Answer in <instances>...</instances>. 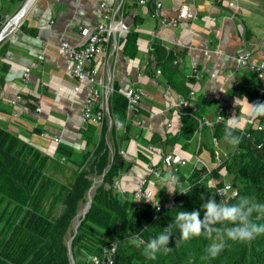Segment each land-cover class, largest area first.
<instances>
[{"label":"crops","instance_id":"0c3cea01","mask_svg":"<svg viewBox=\"0 0 264 264\" xmlns=\"http://www.w3.org/2000/svg\"><path fill=\"white\" fill-rule=\"evenodd\" d=\"M103 1L33 0L19 26L15 25L17 28L0 41V127L54 158L61 143L78 152L89 149L93 153L102 137L99 128L95 144L90 146L84 138L90 124L83 119L85 92L75 94L77 80L66 69L68 55L61 44L65 41L77 46L82 44L80 29L97 26ZM25 2L0 0V16L4 21L13 18ZM126 7L125 22L140 33L139 54L135 59L126 56L124 40H121L108 74L114 78L120 94L130 85L143 90L140 112L143 125L130 123L132 131L124 139L121 131L115 129L114 135L112 127L106 124L108 146L123 148L127 153L119 173L121 185L128 190L135 189L146 174L148 164L153 159L160 161L152 152H149V161L139 156L140 150H147L151 144L157 150L175 151L188 159L190 162L181 168L185 174L195 164L196 151L199 152L201 145L199 160L206 166H217L219 156L233 148L226 140L219 144L215 141L214 127L197 131L188 149L179 141L171 144L151 141L155 135L163 140L180 135L182 110L168 111L167 108L176 99H186L170 86L165 73H157L159 68L164 70L163 64L157 66V63L164 60L167 51L172 52L174 64L185 75L189 98L200 101L201 97V104L206 107L204 118L215 120L220 97L226 93L234 100L227 117L246 127L253 121L249 114V103L253 102L247 97L232 95L233 88L258 91L264 86V72L239 67L236 57L248 49L254 62L264 59V0H146L145 5L139 0H127ZM136 16L138 23H135ZM164 17L176 18L179 23L175 27L163 26L160 19ZM153 42H158L162 50L154 52ZM41 55L44 60H40ZM97 59L94 67L100 66L101 57ZM28 67L31 72L25 80ZM195 67L198 74L189 83ZM168 123L172 124L170 128ZM203 142L214 145V149L216 144L219 146L215 158ZM68 164L76 166L72 162ZM179 182L165 186L164 180L157 181L155 192L157 195L162 192L165 197L160 198L165 201L174 192L169 190H175Z\"/></svg>","mask_w":264,"mask_h":264},{"label":"trees","instance_id":"16d2710c","mask_svg":"<svg viewBox=\"0 0 264 264\" xmlns=\"http://www.w3.org/2000/svg\"><path fill=\"white\" fill-rule=\"evenodd\" d=\"M127 14L125 6L124 15ZM138 22L136 16L135 23ZM3 23L4 19L0 16V32ZM139 37L136 29L124 37V54L132 59L139 54ZM152 47L154 52L162 50L158 42H153ZM163 58L157 66L163 64V73L168 76L170 86L194 104L182 110L183 127L179 136H168L163 140L155 135L151 141L164 144L179 141L184 149H188L195 133L209 128L204 125L206 107L201 104V97L200 101L189 98L185 75L174 64L173 53L167 51ZM232 95L247 97L253 103L264 102V95L244 87H234ZM127 107L125 96L116 92L113 96V116L125 122ZM252 120L246 127L240 125L243 132L236 133L241 136L240 143H229L233 149L219 156L222 160L220 165L210 167L200 160L191 166L188 174L180 169L176 174L180 182L173 192V204L159 211L149 204L138 206L131 198L121 197L116 191L114 183L124 157L119 150L110 154L105 138L106 124L101 128L102 137L93 153L89 149L78 152L61 143L56 158L0 127V204H9L7 210L0 212V217L7 223V226L0 227V264H72L68 241L74 234L75 217L82 204L87 202L94 178L98 176L102 177V183L96 188L85 216H80L82 221L71 243L75 264H95L89 258L93 256L102 262L113 244L117 245L113 264H264V232L251 240L233 241L224 232L233 223L224 221L217 223L216 227L221 231L213 233L211 238L200 235L182 240L180 229L175 226V216L179 211L200 209L209 198L234 204L240 197L246 196L264 203V115L253 116ZM225 123L226 120L214 125L213 138L218 144L225 140ZM114 130L115 127H112ZM98 131V126L87 125L84 138L90 146L97 142ZM131 131L128 123L123 138ZM203 143L215 158V150L219 146L216 144L214 149V145ZM202 150L201 145L197 155ZM140 153L139 156L146 157L143 160H150L147 150L141 149ZM63 158L65 161H62ZM68 162L76 166H70ZM227 183L237 193L227 191L221 196L218 192ZM184 188L190 192H180ZM200 218H203V210ZM251 219L258 225L264 224V215L253 212ZM166 230L172 233L168 242L171 251L164 253L161 250L155 259L144 255L143 245L137 247L128 239L139 234L147 241ZM213 241H223L225 245L216 257L207 252Z\"/></svg>","mask_w":264,"mask_h":264},{"label":"built area","instance_id":"2783aa9c","mask_svg":"<svg viewBox=\"0 0 264 264\" xmlns=\"http://www.w3.org/2000/svg\"><path fill=\"white\" fill-rule=\"evenodd\" d=\"M127 0H115L113 2L103 1L100 4L101 18L95 28L82 27L80 29V35L82 37V44L72 45L65 41L61 44V49L67 52L66 69L72 78L77 80L74 87L75 94H79L81 90L85 92L84 99V111L83 119L91 124L98 126L100 129L105 125L109 124L111 127H115L122 134L126 133L128 123H133L136 126H142V118L140 115L142 101H143V90L134 85L128 86L123 95L128 101L127 107V120L123 122V127L118 128L116 124V118L112 113L113 96L118 89L114 78L108 74V70L111 66V60L115 55L116 51L121 47V40L132 30V27L125 22L124 9ZM142 5L146 4V0H139ZM16 16V15H15ZM14 16V17H15ZM11 18H8L3 23V29L6 28ZM163 26L175 27L178 25L176 18L168 19L166 17L160 19ZM20 24V23H19ZM19 26V25H18ZM17 28V26L15 27ZM14 28V29H15ZM13 29V30H14ZM1 30V31H2ZM100 58V66L94 67V61ZM40 60H44V56H40ZM236 62L239 67L250 68L253 71H262L260 65H264V59L261 62H254L251 60V51L244 50L239 53L236 57ZM93 64V65H92ZM32 66H35L33 64ZM31 66V67H32ZM31 67H28L24 72L25 80L28 79ZM162 69H158L157 73L162 74ZM260 95H264V86L258 88ZM195 92L192 91L193 95ZM187 99H179L171 102L167 108L171 110H183L184 107L189 105ZM191 103L190 105H193ZM16 115H20L17 112ZM228 112L224 107H219L218 113L214 121L204 120V125L213 128L215 123L223 122L226 120ZM172 126L168 123V128ZM259 128L260 125H258ZM110 154L113 155L114 151L117 150L113 146H109ZM148 152H152L154 155L160 157V161L152 160L146 168V174L142 176L135 189L128 190L121 185L120 178L116 179L114 187L121 197H129L138 206H144L149 204L156 211L161 210L163 207H171L173 204V193L171 196L162 201L157 198L155 183L163 180L165 176H174L180 171V169L187 165L190 161L184 158L180 153L175 151L165 152L163 149L157 150L153 144L147 147ZM119 152L123 157L127 155L126 151L121 148ZM151 153V154H152ZM155 158V157H154ZM198 156L195 158V164L199 162ZM162 164L161 166L159 164ZM222 163V160L217 161V166ZM166 173H163V171ZM177 180V179H176ZM187 189V188H184ZM183 189V190H184ZM220 193L223 196L227 191H231L232 194H236V190H232L231 184L227 183L225 188ZM151 198L153 200H147ZM159 202V207L155 205ZM115 245V251L117 245ZM113 248L111 251H106L107 258H104L101 262L99 258V264H113L114 263V252ZM105 255V256H106ZM96 264V261L94 260Z\"/></svg>","mask_w":264,"mask_h":264},{"label":"clouds","instance_id":"9594fccd","mask_svg":"<svg viewBox=\"0 0 264 264\" xmlns=\"http://www.w3.org/2000/svg\"><path fill=\"white\" fill-rule=\"evenodd\" d=\"M264 69V65H260ZM251 105L249 114L250 116L264 115V102L249 103ZM118 128L123 127V122L119 119L116 120ZM243 132V128L237 124L234 119L227 118L224 127V139L232 145L240 143L241 136L236 134ZM165 186L168 183H175L176 177L165 176L163 178ZM192 188V185L190 186ZM175 191V190H169ZM220 190L218 193H223ZM180 192H190L184 189ZM147 200H152L151 198ZM153 202V200H152ZM159 207V202L155 205ZM201 210H203V218L201 219ZM256 212L259 215H264V203H258L246 196L240 197L239 201L234 204L223 203L217 201L215 198H209L203 202L200 209H193L191 211L181 210L175 216V226L180 229V239L188 240L194 236L204 235L211 238L213 233H219L221 230L216 227L218 222L229 221L233 226L224 229L228 239L233 241H245L253 239L257 234L264 232V224H257L252 221V213ZM171 227V226H169ZM171 231L160 232L155 237L144 241L139 234L130 236L128 239L137 247L143 245V253L146 257L155 259L157 252L163 250L164 253L171 251L168 246ZM225 247L223 241H213L207 248V252L211 257H216L220 251ZM115 251V245L112 246ZM99 264L96 257H89Z\"/></svg>","mask_w":264,"mask_h":264},{"label":"water","instance_id":"95a60500","mask_svg":"<svg viewBox=\"0 0 264 264\" xmlns=\"http://www.w3.org/2000/svg\"><path fill=\"white\" fill-rule=\"evenodd\" d=\"M28 1H29V0H26V2L24 3V6L20 9V11L16 14V16H18L19 14H21V13L25 10V7H26ZM23 15H24V14H23ZM4 30H5V29H3V30L0 32V41H1V40L3 39V37H4V36H2ZM197 74H198V68L195 67V68H193L192 73H191V75H190L189 78H188V82H189V83H193L194 80H195V78H196V76H197ZM233 102H234L233 98L230 97V96H229L228 94H226V93H224V94L220 97V106H221V107H224L225 110H226L227 112H230V111L232 110V108H233V106H232ZM94 183H95V181H94ZM101 183H102V179L100 180L98 186H99ZM93 186H94V184L92 185V187H93ZM92 187H91V189H92ZM91 189H90V190H91ZM90 190H89V191H90ZM91 201H92V200H91ZM90 204H91V203H90ZM89 207H90V205H89ZM88 210H89V208L87 209V211H88ZM87 211L85 212V214L87 213ZM85 214H83L82 216L84 217ZM79 215H80V212H79V213L77 214V216L75 217V220H76V221L74 222V225H73V228H74V234L70 236L69 241H68L69 256H70V258H71V262H72V264H75V262H74V258H73V254H72V250H71V243H72V240H73L75 234L77 233L78 227H79V225H80V223H81V221H82V220H80V219L77 220V218H78ZM82 219H83V218H82Z\"/></svg>","mask_w":264,"mask_h":264},{"label":"bare ground","instance_id":"6f19581e","mask_svg":"<svg viewBox=\"0 0 264 264\" xmlns=\"http://www.w3.org/2000/svg\"><path fill=\"white\" fill-rule=\"evenodd\" d=\"M32 2H33V0H29L28 3H27V5H26V7H25V10L21 14H19L18 16H15V17H13V18L10 19V21L7 24V26H6V28H5L2 36H5L9 32H11V30L15 27V25H18L19 21L22 20V18L24 16L23 14H25V12L27 11V9L31 6ZM96 188H98V184H96V182H95L94 183V186L92 187V189L89 192L88 199H86L87 202L85 203L84 207L80 211V215L78 216L77 220L80 218V216H82L83 214H85V212L89 208V205L91 203L92 197L94 196L93 194H94Z\"/></svg>","mask_w":264,"mask_h":264},{"label":"rangeland","instance_id":"374dc122","mask_svg":"<svg viewBox=\"0 0 264 264\" xmlns=\"http://www.w3.org/2000/svg\"><path fill=\"white\" fill-rule=\"evenodd\" d=\"M229 116V115H228ZM234 117V116H233ZM228 118V117H227ZM226 118V119H227ZM232 119V118H231ZM223 154H225V153H223ZM164 173H166V172H164ZM102 179V177H100V176H98V177H95L94 178V181L96 182V184H99V182H100V180ZM90 192V191H89ZM157 193V192H156ZM89 195V194H88ZM164 194L162 193V192H160L158 195H157V198L158 199H162V198H160V197H165V196H163ZM87 199H88V196H87ZM84 205H85V203L84 204H82V206H81V208H80V211L82 210V208L84 207ZM8 207H9V204H7V203H3L2 205H0V212H2L3 210H7L8 209ZM79 211V212H80ZM6 225L7 226V223H5V221L4 220H2V216L0 217V227L1 226H3V225Z\"/></svg>","mask_w":264,"mask_h":264}]
</instances>
